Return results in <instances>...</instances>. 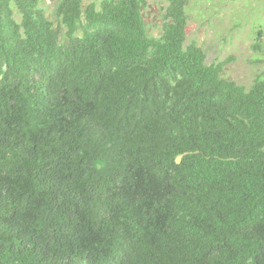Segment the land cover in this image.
I'll return each instance as SVG.
<instances>
[{"label": "trees", "instance_id": "16d2710c", "mask_svg": "<svg viewBox=\"0 0 264 264\" xmlns=\"http://www.w3.org/2000/svg\"><path fill=\"white\" fill-rule=\"evenodd\" d=\"M165 1L0 0V264H264V71Z\"/></svg>", "mask_w": 264, "mask_h": 264}, {"label": "rangeland", "instance_id": "374dc122", "mask_svg": "<svg viewBox=\"0 0 264 264\" xmlns=\"http://www.w3.org/2000/svg\"><path fill=\"white\" fill-rule=\"evenodd\" d=\"M84 1L89 4L100 0ZM57 3L43 2L51 19ZM148 3L147 19L155 22L166 1ZM187 13V45L196 42L203 47L210 64L230 59L226 77L249 88L264 71V50L254 49L256 43L264 48V0H191Z\"/></svg>", "mask_w": 264, "mask_h": 264}]
</instances>
